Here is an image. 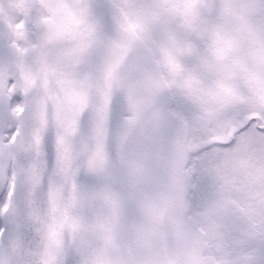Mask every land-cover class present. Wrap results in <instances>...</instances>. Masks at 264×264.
Segmentation results:
<instances>
[{
    "label": "snow or ice",
    "instance_id": "obj_1",
    "mask_svg": "<svg viewBox=\"0 0 264 264\" xmlns=\"http://www.w3.org/2000/svg\"><path fill=\"white\" fill-rule=\"evenodd\" d=\"M0 264H264V0H0Z\"/></svg>",
    "mask_w": 264,
    "mask_h": 264
}]
</instances>
